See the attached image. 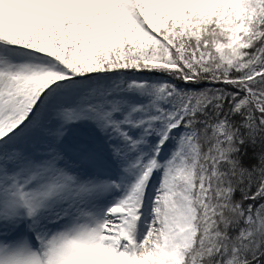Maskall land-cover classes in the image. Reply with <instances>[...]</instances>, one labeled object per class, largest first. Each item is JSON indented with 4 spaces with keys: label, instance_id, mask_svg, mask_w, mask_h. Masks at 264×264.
I'll list each match as a JSON object with an SVG mask.
<instances>
[{
    "label": "snow or ice",
    "instance_id": "snow-or-ice-1",
    "mask_svg": "<svg viewBox=\"0 0 264 264\" xmlns=\"http://www.w3.org/2000/svg\"><path fill=\"white\" fill-rule=\"evenodd\" d=\"M0 264H264V0H0Z\"/></svg>",
    "mask_w": 264,
    "mask_h": 264
}]
</instances>
